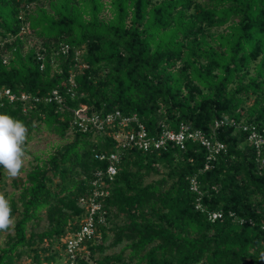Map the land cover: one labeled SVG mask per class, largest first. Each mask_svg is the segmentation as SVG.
I'll use <instances>...</instances> for the list:
<instances>
[{
	"label": "trees",
	"instance_id": "trees-1",
	"mask_svg": "<svg viewBox=\"0 0 264 264\" xmlns=\"http://www.w3.org/2000/svg\"><path fill=\"white\" fill-rule=\"evenodd\" d=\"M5 89L15 99L0 98V113L22 120L28 135L44 127L73 138L13 183L15 223L0 264L63 257L96 172L107 185L105 223L76 264H264V165L241 129L264 135V0H0ZM116 111L135 116L148 137L183 124L224 149L205 170L208 151L198 142L120 149L113 135L134 122L85 132L74 125L75 112ZM119 149L108 179V161L96 156ZM216 212L221 218L210 220ZM108 238L119 252L96 258Z\"/></svg>",
	"mask_w": 264,
	"mask_h": 264
},
{
	"label": "built area",
	"instance_id": "built-area-1",
	"mask_svg": "<svg viewBox=\"0 0 264 264\" xmlns=\"http://www.w3.org/2000/svg\"><path fill=\"white\" fill-rule=\"evenodd\" d=\"M53 95L55 97L54 99L57 100L55 92H53ZM2 97L7 98L10 102L15 99V95L7 89L0 91V98ZM20 99L26 100V96H21ZM114 122L118 123L120 127L128 126L131 122H134L136 125V128H131L129 132L118 131L113 135L114 140L117 142L120 149L125 148L128 145H134L146 152L165 149L169 143H174L180 149L185 148V143L187 141L200 143V145L208 151L207 162L204 165L205 170L209 167L208 159H210V156L224 149L223 144L220 142L216 141L212 143L200 131H190V129L183 124L180 125L177 131L161 125V132L158 136L148 137L144 125L138 122L135 116L131 118H123L120 113L116 111L103 117L95 114L86 117L79 116L77 112H75L74 125L84 132L92 128L102 131L106 126H111ZM222 125H224L223 121H215L213 128H218ZM241 129L248 133L247 140L255 149L256 161L260 166L264 165V135L260 134L254 126L244 125L241 126ZM120 149L117 150V153L96 156L98 160L108 161L105 170V175L108 179H111L116 174L117 169L115 164L118 162ZM91 184L94 187L91 196L82 198L79 202L80 206L84 209L79 228L76 231L67 233L62 239L63 246L61 252L65 264H76L77 257L84 251L87 243L96 237L99 229L105 223L104 213L99 199L107 195L105 189L107 185L104 183L101 172H96V179ZM190 190L197 192V185L194 179L190 180ZM196 208H199V206H196ZM208 218L210 220L219 219L221 218V214L219 212L209 213Z\"/></svg>",
	"mask_w": 264,
	"mask_h": 264
},
{
	"label": "clouds",
	"instance_id": "clouds-1",
	"mask_svg": "<svg viewBox=\"0 0 264 264\" xmlns=\"http://www.w3.org/2000/svg\"><path fill=\"white\" fill-rule=\"evenodd\" d=\"M28 139L26 124L7 113H0V169L9 178L21 175L25 164V144ZM11 205L3 193H0V231L14 226Z\"/></svg>",
	"mask_w": 264,
	"mask_h": 264
},
{
	"label": "rangeland",
	"instance_id": "rangeland-1",
	"mask_svg": "<svg viewBox=\"0 0 264 264\" xmlns=\"http://www.w3.org/2000/svg\"><path fill=\"white\" fill-rule=\"evenodd\" d=\"M72 138H73L72 132H68L66 134L65 140H60L58 139L57 136H55L52 132H50L48 129L44 127H42L38 131L33 130L31 134L28 135V139L25 144V151H26L25 164L22 169L21 175L14 179L9 178L6 175V173L3 171V169H0V180H1L0 193H3L6 199L9 200V202L11 199L13 200V202L14 201L16 202L18 197V188L17 187L15 188L13 183L16 182L19 185V183L21 184L23 182V180L25 179V174L31 169L33 165H35L36 157H40L42 159L46 158L49 153L55 150L54 148L56 146L70 142ZM40 230L41 229H39V231ZM7 234L9 235L13 234V227L7 231H0V248L5 246L4 240ZM110 241L111 239L108 238L104 242L105 250L101 254L97 253L95 255L96 258H101L104 255H111L119 252L121 247H117V248L108 247ZM57 250H59V248ZM63 260H64L63 257H58L54 260V264H61Z\"/></svg>",
	"mask_w": 264,
	"mask_h": 264
}]
</instances>
